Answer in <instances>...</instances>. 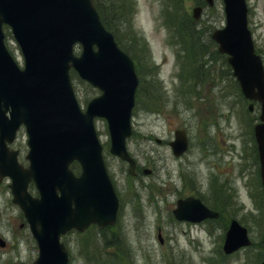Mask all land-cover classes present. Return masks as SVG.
Here are the masks:
<instances>
[{"label": "rangeland", "instance_id": "obj_1", "mask_svg": "<svg viewBox=\"0 0 264 264\" xmlns=\"http://www.w3.org/2000/svg\"><path fill=\"white\" fill-rule=\"evenodd\" d=\"M95 1L102 11L108 12V30L120 44L144 59V77L138 75L137 88L149 89L160 99L149 104L137 101V105L135 101L132 108L133 133L126 146L139 166L135 176L128 175L127 164L108 152L110 137L105 119H94L120 206L117 221L109 229L93 226L63 237L69 264H257L264 252V197L259 198L258 191V197L253 199V187L246 183L257 171L249 133L258 121L259 106L255 105L251 112L246 110L247 103L232 84L231 69L210 38L213 28L224 22L222 0H213L211 6L205 0H108L109 5L124 10L125 21L121 23L115 13L109 14L107 1ZM245 1L254 48L264 65V0ZM195 4H201L203 9L199 18L193 20L188 13ZM183 9L182 26H194V58L186 35L178 36L172 44L169 38L175 33V26L169 28L163 18V13L166 16L170 12L179 18ZM3 30L7 48L21 67L20 49L9 28ZM75 50L78 52L79 47ZM178 51L186 63L184 77L179 75L182 59H177ZM71 82L82 109L99 93L77 76L71 77ZM176 128L184 129L188 137L187 150L180 157L173 156L167 144ZM156 138L161 142L157 143ZM26 139L21 127L14 147L22 150L23 163ZM145 169L150 172L144 173ZM188 194L200 196L207 205L221 209L222 219H174L172 209L177 198ZM233 217L248 228L252 244L225 255L224 228ZM22 221L7 186L1 184L0 234L8 246L0 248V264H29L35 258L29 230L19 225Z\"/></svg>", "mask_w": 264, "mask_h": 264}, {"label": "water", "instance_id": "obj_2", "mask_svg": "<svg viewBox=\"0 0 264 264\" xmlns=\"http://www.w3.org/2000/svg\"><path fill=\"white\" fill-rule=\"evenodd\" d=\"M224 4L226 25L214 30L212 37L218 50L228 54L244 96L260 102L261 121L254 126V136L264 187L263 67L246 27L244 0H224ZM199 11V7L193 8V16ZM3 23L10 25L19 44L23 69L4 45ZM75 42L82 46L78 55L73 52ZM70 67L101 90L84 112L69 80ZM137 81L131 59L104 28L90 0H0V173L12 178L13 201L23 209L37 240L39 252L32 264H67L60 234L71 228L81 231L91 223L103 227L115 222L118 200L107 176L93 118L106 119L109 151L127 161V171L133 174L135 161L125 140L131 134ZM252 108L249 103L248 109ZM21 122L28 135L27 168L17 163L16 152L6 146ZM169 144L173 153L180 155L187 146L184 131L176 130ZM74 159L81 165L79 175L69 169ZM30 179L39 197L28 194ZM173 214L190 221L217 216L194 197L177 200ZM249 243L246 228L232 220L223 250L230 253Z\"/></svg>", "mask_w": 264, "mask_h": 264}, {"label": "trees", "instance_id": "obj_3", "mask_svg": "<svg viewBox=\"0 0 264 264\" xmlns=\"http://www.w3.org/2000/svg\"><path fill=\"white\" fill-rule=\"evenodd\" d=\"M105 1H107V3L105 4V6H106L107 4L109 5V1H108V0H105ZM95 4H96V6H97V9H98V11H99V13H100V16H101V19H102L104 25H105L107 28H109V26H111V25H110V22H109V17H108V12H107V10L102 11V10L99 8V6H98V4H97L96 1H95ZM109 7H110L109 14H110V13H115V14L118 16V19H120L118 23H121V22H124V21H125V13H124V10H122L120 7L117 8V7L112 6V5H109ZM184 14H185V13L178 14V15H180L179 18H178L174 13H171V18H172L173 20L176 18V22H177L180 26H182V25H183V20H182V19L184 18ZM180 33H181V35H182V38H183L185 35L187 36V34H186L185 31H182V32H180ZM185 41H186V43L188 44V48H189V53H190V55L194 58V53H193V51L191 50V47H192L193 44H194V43H193V39L187 38ZM121 47H122L125 51H127V52L131 55L132 58L135 59V61L137 62V71H138L140 77L143 78V77H144V74L141 73L142 70H143V66L145 65V63L143 62V60H144L143 57H141L138 53H132V52H131L126 46H123L122 44H121ZM140 50H141V48H140ZM147 70H152V69L147 68ZM233 81H234V80L232 79V82H233ZM158 99H160V95L157 94V93H155V92H153V91H151V90H149V89H148V90H147L146 88L141 89V87H139L138 90H137V101H140L142 104H143V103L149 104V103H151V102H155V101H157ZM256 180L258 181L257 178H256ZM220 191H221V189H220ZM221 194H223L222 191H221ZM105 244H106V241H105Z\"/></svg>", "mask_w": 264, "mask_h": 264}, {"label": "flooded vegetation", "instance_id": "obj_4", "mask_svg": "<svg viewBox=\"0 0 264 264\" xmlns=\"http://www.w3.org/2000/svg\"><path fill=\"white\" fill-rule=\"evenodd\" d=\"M2 183V179H0V184ZM16 264H19V263H16Z\"/></svg>", "mask_w": 264, "mask_h": 264}]
</instances>
